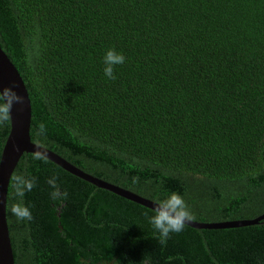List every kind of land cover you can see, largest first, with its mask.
<instances>
[{
    "label": "trees",
    "instance_id": "16d2710c",
    "mask_svg": "<svg viewBox=\"0 0 264 264\" xmlns=\"http://www.w3.org/2000/svg\"><path fill=\"white\" fill-rule=\"evenodd\" d=\"M0 47L27 88L33 143L153 201L175 191L194 221L264 212V0H0ZM109 48L126 58L115 80ZM14 175L36 179L31 220L9 210ZM152 215L30 152L8 183L14 264H264V217L161 243Z\"/></svg>",
    "mask_w": 264,
    "mask_h": 264
},
{
    "label": "water",
    "instance_id": "95a60500",
    "mask_svg": "<svg viewBox=\"0 0 264 264\" xmlns=\"http://www.w3.org/2000/svg\"><path fill=\"white\" fill-rule=\"evenodd\" d=\"M12 88L23 97V103H14L11 109L10 128L0 154V264H14L13 252L6 220V198L8 183L19 157L23 152L34 153L39 150L46 153L47 159L53 161L68 172L106 189L118 196L143 205L151 210L155 208V201L145 198L128 189L109 183L95 177L73 165L59 154L33 143L30 139L31 104L27 88L18 70L0 47V89ZM264 157V150H263ZM264 217V212L250 219L226 220L221 222L190 221L186 225L193 228H228L256 223Z\"/></svg>",
    "mask_w": 264,
    "mask_h": 264
},
{
    "label": "clouds",
    "instance_id": "9594fccd",
    "mask_svg": "<svg viewBox=\"0 0 264 264\" xmlns=\"http://www.w3.org/2000/svg\"><path fill=\"white\" fill-rule=\"evenodd\" d=\"M125 56L115 50L109 48L103 58L104 74L107 78L115 80V67L125 62ZM14 103H23V97L18 95L12 88L4 87L0 89V125L7 123L11 119V109ZM41 133L45 132V125H39ZM33 153V158L36 160H46V153L39 150ZM14 194L20 198V202L14 203L10 207V212L17 218L18 221L31 220L32 213L29 207L23 204V197L26 192L31 191L36 186V179L25 178L22 175H14L12 177ZM58 176L53 174L48 179V184L52 188L50 196L52 200H65L67 198V191H61L58 183ZM136 182V178H134ZM154 215L149 216V223L156 229L160 236V242L166 243L172 233L182 232L187 222L194 221L193 215L189 205L185 199L177 192H171L166 198L155 200Z\"/></svg>",
    "mask_w": 264,
    "mask_h": 264
}]
</instances>
